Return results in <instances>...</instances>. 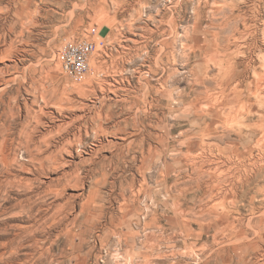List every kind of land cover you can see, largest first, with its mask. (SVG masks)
Wrapping results in <instances>:
<instances>
[{
	"label": "rangeland",
	"instance_id": "rangeland-1",
	"mask_svg": "<svg viewBox=\"0 0 264 264\" xmlns=\"http://www.w3.org/2000/svg\"><path fill=\"white\" fill-rule=\"evenodd\" d=\"M72 40L106 43L81 84ZM263 55L264 0H0V264L237 261L197 233L263 225Z\"/></svg>",
	"mask_w": 264,
	"mask_h": 264
},
{
	"label": "bare ground",
	"instance_id": "bare-ground-1",
	"mask_svg": "<svg viewBox=\"0 0 264 264\" xmlns=\"http://www.w3.org/2000/svg\"><path fill=\"white\" fill-rule=\"evenodd\" d=\"M259 4V3H258ZM252 14V13H251ZM238 16V15H237ZM240 16H238L239 18ZM174 18V17H173ZM238 21V20H236ZM234 25V24H233ZM256 25V24H255ZM233 27H236V26H233ZM238 29V28H237ZM235 30V28H234ZM261 31V30H260ZM243 34V33H242ZM257 34V33H256ZM234 44V43H233ZM242 49V48H241ZM243 51V50H241ZM241 53V52H239ZM246 53V52H245ZM237 54V53H236ZM244 54V53H243ZM239 55V54H238ZM245 55V54H244ZM242 56V55H239V57ZM238 57V58H239ZM263 62H264V55H263ZM243 59V58H242ZM245 59V57H244ZM253 61V60H252ZM241 62V61H240ZM244 63V62H243ZM248 63V62H247ZM240 64V63H238ZM249 64V63H248ZM239 66V65H238ZM250 66V65H249ZM263 68V67H262ZM257 77H258V81L260 83H258L257 85V89L258 90H262L264 91V88L262 87L261 85V82L264 81V73L261 74H257L256 72L254 73ZM229 75H233V71L231 70ZM197 92H195V95H197L198 98H201L203 97L204 94H206L205 90H200V89H197L196 90ZM261 93V92H260ZM209 94V93H208ZM252 94V93H251ZM235 98V97H234ZM233 98V99H234ZM239 98V97H238ZM263 98V96H262ZM156 102V101H155ZM262 102V101H261ZM201 104V103H200ZM254 106V105H253ZM141 107V106H140ZM190 107L191 109H193L192 112H194L195 114L197 115H201L199 113V111L197 110V106H196V102L195 101H192L191 104H190ZM239 108V107H238ZM152 151V149H151ZM150 151V152H151ZM202 156V155H201ZM189 159V158H188ZM186 159V160H188ZM196 159V158H195ZM211 160V159H210ZM192 161V160H191ZM206 161V160H205ZM208 162V161H207ZM218 162V161H217ZM234 163V162H233ZM221 166V165H220ZM219 166V167H220ZM218 167V168H219ZM211 168V167H210ZM225 168V167H224ZM223 168V169H224ZM238 169V168H237ZM219 170V169H218ZM221 171V170H220ZM227 171V170H226ZM220 177V176H219ZM218 177V178H219ZM222 177V176H221ZM240 178V176H239ZM222 179V178H221ZM240 180V179H239ZM213 181V180H212ZM220 181V180H219ZM223 181V180H222ZM246 180H244L245 182ZM236 182V181H235ZM238 182V181H237ZM251 182V181H250ZM218 182H216L217 184ZM223 184V183H222ZM230 184V183H229ZM241 184V183H239ZM224 185V184H223ZM226 185V184H225ZM231 185V184H230ZM242 185V184H241ZM246 185V184H245ZM216 186V185H214ZM237 186V185H236ZM238 187V186H237ZM211 190V189H210ZM224 190V189H223ZM221 191V197H225L228 192L227 191H222V190H219ZM236 191V189H235ZM238 195V194H237ZM236 197V195H235ZM253 200V199H252ZM224 210V209H223ZM228 212V211H227ZM225 213V212H224ZM223 213V214H224ZM180 211L177 210V217L174 218L176 220H180ZM211 217V216H210ZM207 218V222H203V223H199V226H200V231L199 233H197L198 236H201L204 234V232H209L210 231H213L214 232V243H218L220 241H218V238L220 235H223L224 238H233V237H236V238H240L241 241L243 242L242 245H240L238 248H234L233 250H235V254L237 256V261H232L233 259L231 258V253L229 254L227 252V250L225 248H221V249H218V251L216 252V258H217V264H232V263H239V264H254V262L248 260L247 256L249 254H251L252 252L254 251H259L261 249L260 245H259V242L260 243H264V218H262V222H263V225H254L252 224V222H250L248 225H246L244 223V221H241V220H238V222L236 223L234 220L231 219V216L230 214L228 213H225L222 217H211V218ZM183 221H184V224L183 226L182 225H179L183 228H181L179 231H181L182 233L185 234V236L187 235L188 237L192 236V235H195V232H193V230L191 229V224H190V221H192L191 218L189 217H184L183 218ZM172 222V221H171ZM172 224V223H171ZM172 226L174 227V229L177 228V225H175V223L173 222ZM256 227L259 228V232L255 231L256 232V237L258 238V241L257 242H250L249 240H251V238L249 237V229H255ZM209 229V230H208ZM207 230V231H206ZM248 241V242H247ZM248 243V244H246ZM191 253H194L195 251L194 250H191L190 251ZM225 256H229L228 257V260H224L223 258H225ZM235 256V255H234ZM264 257V256H263ZM220 259H222V261H219ZM260 259V258H259ZM264 261V259L262 260ZM261 261V262H262ZM255 264H257L255 262ZM258 264H264L263 263H259Z\"/></svg>",
	"mask_w": 264,
	"mask_h": 264
},
{
	"label": "built area",
	"instance_id": "built-area-1",
	"mask_svg": "<svg viewBox=\"0 0 264 264\" xmlns=\"http://www.w3.org/2000/svg\"><path fill=\"white\" fill-rule=\"evenodd\" d=\"M104 41L72 40L68 41L57 53L63 73L76 83H83L90 71L92 58L104 50Z\"/></svg>",
	"mask_w": 264,
	"mask_h": 264
},
{
	"label": "crops",
	"instance_id": "crops-1",
	"mask_svg": "<svg viewBox=\"0 0 264 264\" xmlns=\"http://www.w3.org/2000/svg\"><path fill=\"white\" fill-rule=\"evenodd\" d=\"M194 147H192V145H191V149H190V151L193 153L194 151H195V149H193Z\"/></svg>",
	"mask_w": 264,
	"mask_h": 264
}]
</instances>
